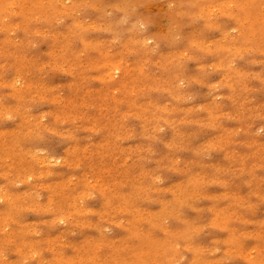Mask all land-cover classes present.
<instances>
[{"label":"bare ground","instance_id":"6f19581e","mask_svg":"<svg viewBox=\"0 0 264 264\" xmlns=\"http://www.w3.org/2000/svg\"><path fill=\"white\" fill-rule=\"evenodd\" d=\"M87 1L69 0L71 6L66 5V7L71 8L74 3L81 4ZM53 3L54 0H0V57L7 58L4 64L16 71L13 78H7V69L3 68L0 71V88H8L2 91L3 97L13 100L8 105H3L0 101V118L12 115L9 113L17 112L19 107H23L26 102L34 99L37 95H33V88L37 87L36 78L41 68L45 66L62 68L68 75L65 83L69 88V97L63 98L60 93L53 88L49 89L46 84V87H40L38 90L50 92V100L53 104H58L59 100H63L62 103L66 102V106H60V109L55 110L56 114L62 112L61 115L65 119L72 120L74 113H81L84 122L92 123L93 126L98 122L94 121L89 114H83L84 108L87 107L86 102L97 114L102 113L104 109L112 110L113 115L116 114V124L112 125L118 129L107 135L111 118L107 116V113H102L107 118L99 122L101 128L97 129L104 131L106 135L97 142H91V145L95 147L92 150L95 151H87L88 154L81 156L75 153L74 149L68 150L65 154V163L68 164L80 163L86 159L84 165L92 171V175L97 177V181H100L107 173L114 178L119 177V180L114 182V204L111 199H105L101 203L102 209L98 215L111 221L114 216H125L128 235L123 242L100 238L95 244L89 243L91 253L86 257L102 259L104 257L98 249L109 246L112 249H120L119 251L124 253V256L110 254L107 258L110 263L125 264L138 257L151 260L149 252L152 251V246L153 251L159 250V240L150 237L145 231H140L138 222L142 221L155 227L165 213L172 211L171 208L187 200L197 188H202L205 182L224 177L231 168H236L245 175L251 172V178L244 180L246 192L261 199L264 189L258 191L254 180H258L255 170L257 165L264 162V141L235 140V132L228 127L217 128L215 141L208 142L209 145L223 146L222 150L220 146L218 147L221 152L217 160L207 165H200L196 169L191 168L192 159L207 145V141L190 146V156L182 160L178 159L175 163L177 168L186 166L184 177L163 188L151 181L157 178V175L149 174V180H142L136 185H133L135 183L133 182L129 192V159L117 163L113 157L103 156V152L113 151L121 157L129 152V149L118 151L116 145L119 130H121L118 117L122 118L129 114L136 115L139 119L138 138L158 128V124H165L168 127V138L155 157L156 170L161 169L160 163L167 164L174 159L173 153L171 154L172 149L182 141L184 135L189 136L191 133H185L186 131L182 129L186 123L201 127L212 125L218 115L236 114L237 122L244 124L249 131L255 121L264 120V101L256 103L252 98L245 96V91L252 89V86H249L251 81L264 84V74L260 68H246L238 65L243 60L245 51L257 50L264 54V0H172V19L179 23V26L181 23L187 27L192 23L193 27L201 30V33L187 35V32H184L181 46L173 47L158 56L144 51L148 47L145 46L144 40L130 36L111 50L112 45L107 38L84 35L85 29L76 21L68 23L65 29L53 30L50 26L51 21L48 19L59 12ZM116 7L118 12L123 14L125 3L116 0ZM30 20L32 21L30 25L23 26L21 21ZM195 20L197 22L194 24ZM206 29H216L218 36L205 38L203 32ZM34 36H47L45 47L39 51H32L31 54H25ZM188 51H198L209 55L212 60L211 65L221 69L223 73L226 72L220 82L222 95L230 101L226 109L217 108L219 105L213 102L203 106L198 115H193L192 108L178 105L181 92L174 86L175 80L181 73L178 59ZM126 54H132L133 57L130 58V55L127 60ZM261 63L264 66V57ZM93 70L99 71L95 76L98 81L95 87L87 84L88 75ZM26 75L28 80L20 81L26 86L18 87L17 81ZM187 76L190 77V74ZM145 91H151V93L145 94ZM157 94H162L165 98L159 99ZM18 113L16 115L18 120L10 132L0 129V176L6 178V184L0 186V201H2L0 222L8 226L9 223L6 220L16 214L21 207L46 208L56 213V217L60 220L70 219L71 216L76 215L81 216L83 212H88L89 209L85 210L81 203L80 205L76 203L79 197H73L71 194V190L81 194L80 189L83 185L86 188L91 186L88 177L90 175H86L87 171L83 175L61 177L62 180L49 182L45 186L50 190V194L44 203L39 202L40 194L37 192L36 185L23 190L7 189L12 181H20L24 184L28 182L35 173V165L46 159V156H42L34 146L26 147L22 141V137L31 138L36 131L39 132L41 128L38 125L42 123L40 118L32 113L23 111ZM77 126L81 127L83 124ZM125 135L129 136V134ZM136 141L138 142L137 139ZM233 144L247 146L249 154L240 152V149L236 151L232 148ZM137 149L138 144L133 150L138 152ZM94 155H99L100 158L95 159ZM71 180L76 181L74 188H69L68 182ZM97 183L100 184V182ZM97 183L94 186H97ZM99 189L101 193H105L103 184L99 186ZM150 191H153L154 195L166 194L159 201L158 211L149 212L135 208L133 197H142L144 194L146 197ZM61 197L66 201L72 200L71 209L67 212L64 210L66 202H61L63 200L59 199ZM224 198L231 197L226 195ZM233 201L238 202V199L235 198ZM114 212L119 213L114 215ZM228 217L229 213L225 211L218 214L215 220L224 223ZM20 229L21 227H12L11 235L18 236ZM166 231L168 233L170 230L166 228ZM241 233L228 236L232 237L229 246L234 245V240L238 239L237 236ZM245 233L258 237L264 236V221L257 220L255 228ZM133 239H138V245L133 244ZM30 248L38 253V244ZM199 259L202 260L190 264H219L218 260L211 261L203 257ZM257 261V256L250 255L249 264H256Z\"/></svg>","mask_w":264,"mask_h":264},{"label":"rangeland","instance_id":"374dc122","mask_svg":"<svg viewBox=\"0 0 264 264\" xmlns=\"http://www.w3.org/2000/svg\"><path fill=\"white\" fill-rule=\"evenodd\" d=\"M120 1L125 3L123 14L118 12L116 0H88L86 3H74L71 8L66 7V5L71 6L69 0H54L53 4L59 12L48 20L51 21L50 26L53 30L65 29L68 23L76 21L85 29L84 35L107 38L112 45L111 50L119 46L128 36L142 39L145 46H148L144 51L152 53L153 56H158L179 46L183 40L184 32H187V35L201 33V30L193 27L192 23L187 27L181 23L179 26V23L172 19V0ZM62 10L65 12H61ZM21 22L25 27L32 23L31 20ZM196 22L197 20L194 21V24ZM203 35L205 38H213L218 36V31L206 29ZM47 40V36H34L33 42L27 47L25 54L44 49ZM129 56L133 57L132 54H126L127 60H129ZM263 57V52L248 50L244 52L243 60L238 65L246 68H260L264 74V66L261 63ZM7 60L5 57H0V71L3 68L7 69V78H13L16 71L4 64ZM178 60L181 73L174 82L175 88L181 92L178 105L192 108L191 114L193 115H198L203 106L213 102L218 104L217 108L221 110L229 106L230 101L222 95L223 91L220 88V82L226 72L223 73L221 69L213 67L209 55L198 51H188ZM98 72L93 70L88 75L87 84L89 86L95 87L98 84L97 78H95ZM187 74H190V77ZM67 78L68 75L62 68L42 67L36 78L37 87L33 88V95L37 94L34 99L26 102L23 107H19L17 112L9 113L12 115L0 118V129L9 132L18 120L16 115L19 114V111L32 113L40 118L42 123L38 125L41 128L39 132L36 131L31 138L22 137V141L26 147L32 145L42 156H46L43 162L35 165V173L28 182L24 184L20 181H12L7 189L23 190L36 185L37 192L40 194L39 202L44 203L50 194V190L45 186L49 182L62 180L61 177L83 175L87 171L86 175H90L88 177L91 186L86 188L83 185L80 189L81 194L72 190L71 194L73 197H79L76 203L78 205L81 203L83 208L89 209V211L83 212L81 216H71L70 219L64 218L61 221L56 217V213H52L46 208L21 207L16 214L6 220L9 223L8 226L4 222H0V264H113L107 259L110 254L124 256V253L119 251L120 249L102 246L98 251H101L104 258L86 257L91 253L89 243L95 244L100 238L123 242V239L128 235L125 216H114L111 221V219H103L98 215L102 209L101 203L105 199H111L114 204V182L119 180V177L114 178L107 173L100 181H97V177L92 175V171L84 165L86 159L80 163L68 164L65 163V154L68 150L74 149L75 153L81 156L88 154L87 151H95L92 150L95 147L91 145V142H97L106 135L104 131L97 129L101 128L99 122L107 118L102 113H107V116L111 118L107 135L109 132H116L115 129L118 128L112 125L116 124L114 111L104 109L102 113L97 114L87 102L83 114L93 117V120L98 122L95 126L92 123L84 122L81 113H74L72 120L65 119L61 115L62 112L56 114L55 110L60 109V106H66V102L62 103L63 100H59L58 104H53L50 100V92L38 90L40 87L48 85L49 89L53 88L63 98L69 97V88L65 83ZM27 80L28 76L26 75L17 81V86L25 87L26 85L21 82ZM249 86H252V89H247L245 96L252 98L256 103L263 102L264 84L259 81H251ZM4 90L6 91L8 88H0L1 104H11L13 100L3 97L2 91ZM147 93L150 94L151 91H145V94ZM157 97L165 98L162 94H157ZM118 118L121 130H119V137L116 141L117 150L129 149V152L121 157L113 151H104L103 156L113 157L117 163L129 159V192L133 182H135L133 185H136L142 180H149V174L157 175V178L151 181L161 188L180 180L184 177L186 166L177 168L175 163L178 159L182 160L186 156H190L189 148L196 143L207 141V145L192 159L191 168L196 169L200 165H207L217 160L223 146L208 144L210 141H215L217 128L232 129L235 132V140L264 141V120L262 119L255 121L249 131L244 124L237 122L236 114L218 115L212 125L201 127L186 123L182 129L186 131L185 133H191L189 136L184 135L182 141L172 149L171 154L173 153L174 159L167 164L160 163L161 169L156 170L155 157L168 138L167 125L158 124V128L138 138V117L129 114ZM78 124H83V126L78 127ZM123 132L129 136L126 137ZM136 144H138V152L133 150ZM219 146L221 150L218 148ZM232 148L249 154V149L245 145L233 144ZM94 158L99 159L100 156L94 155ZM257 166L255 170L258 180H254V182L259 191L264 189V162ZM245 178L250 179L251 172L250 174L247 172L245 175L236 168H231L224 177L205 182L203 187L197 188L187 200L171 208L172 211L165 213L155 227L139 221L140 231H145L150 237L159 240V250L153 251L152 246V251L149 252L151 260L138 257L125 264H190L202 260L199 259L201 257L211 261L218 260L219 264H249L250 255L257 256L256 264H264V236L258 237L245 233L255 228L257 220L264 221V195L261 199H257L254 194L247 193L244 185ZM95 183L97 186H94ZM3 184H6V178L0 176V186ZM101 184L105 187L104 194L99 189ZM68 185L69 188H74L76 181L71 180ZM226 195L231 198H224ZM165 196L164 193L154 195L153 191H150L146 197L145 194L142 197H133V201L135 208L153 212L158 211L159 201ZM235 198L238 199V202L233 201ZM59 199H63L61 202H66L64 210L69 211L72 200L66 201L63 197ZM113 211L112 209V215ZM225 211L229 213V217L224 223L215 220L218 214ZM118 213L114 212V215ZM12 227H21L18 236L11 235ZM166 228L170 230L168 233ZM240 233L241 235L237 236L238 239L234 240V245L229 246L232 237L228 236ZM132 242L134 245L139 243L138 239H133ZM35 244H38V253L30 248Z\"/></svg>","mask_w":264,"mask_h":264}]
</instances>
